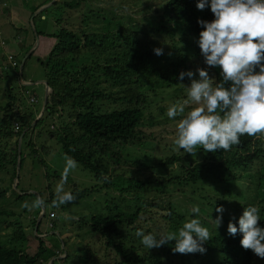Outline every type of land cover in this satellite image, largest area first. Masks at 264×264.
<instances>
[{
	"label": "trees",
	"instance_id": "obj_1",
	"mask_svg": "<svg viewBox=\"0 0 264 264\" xmlns=\"http://www.w3.org/2000/svg\"><path fill=\"white\" fill-rule=\"evenodd\" d=\"M58 1L72 12H81L76 14L78 21L72 26L64 25L63 18H58L56 20L59 27L55 32H39L40 35L55 37L57 40L48 58L40 59L46 67L47 81L53 89L44 114L33 125L39 110L28 105L22 109L20 105H16L10 88L6 89L8 99L0 104V145H10L4 150L0 149V173L7 178L8 184L6 187L0 185V204L16 181L18 155L21 154L22 168L24 148H30L29 155L25 156L30 157V160L32 155L37 154L34 135L44 122L43 119L48 117L53 119L51 134L57 136L64 155L74 158L78 165H83L93 173L97 185L92 191L101 187L114 190V186L110 187L114 177L130 175L120 182L118 190L127 199L130 196V202L133 199L144 202L131 212L128 204L121 201L112 203V199H109L107 207L110 209L114 205L118 212L111 210L104 213L107 216L94 215L92 230L107 238L108 248L115 251L116 255L104 259V255L98 256L86 244H80L75 251L78 255L76 264H170L174 256L179 254L172 251L175 241L169 242L171 247L163 246L161 252V247L149 250L141 243L142 238L135 233L139 229L159 238L161 233L178 231L189 220L186 211L181 210L170 199L176 189H181L190 196L211 185H215L223 193L237 192L238 199L244 204H257L264 218V137L259 135L241 136L240 143L230 151L220 150L216 154L204 152L202 147H198L197 153L192 156L174 146L170 152L154 153L151 163L139 159L128 168H119L117 165L123 166L130 162L123 154L129 145L151 144L155 150L158 143L154 142L161 141L162 138L151 129L153 125H166L169 129L177 126L182 117L169 119L166 113L169 106L188 99L187 87H190L191 80L185 76L181 81V72L191 70L196 73L199 66L209 72L214 84L222 82L221 70L206 65L198 46L199 33L203 30L198 21H212L215 18L210 7L199 10L198 0H168L162 6L161 20L152 24L153 29L143 28L134 32L127 31L123 26L122 30L115 32L117 27L102 18L99 0ZM86 4L93 7L85 11L83 5L89 7ZM10 10L9 3L0 0V12L11 13ZM166 33L172 39L173 49L159 56L152 55V47L146 40L155 43L158 36L150 39L153 34ZM177 33L181 36L177 37ZM15 72L13 69L12 75L17 77L18 73ZM194 78L199 79V74L196 73ZM174 86L185 93L165 105L160 102L151 106L145 89L158 90ZM106 100L109 103L107 108L104 107ZM192 107L194 105H187L185 114ZM16 124L19 125L17 130ZM200 153L204 157L201 161ZM192 158L195 159L193 165ZM180 168L185 173L177 172ZM222 200L219 199L216 204H220ZM150 205L159 209L155 214H162V218L166 220L168 217L172 221L176 220V224L159 227L153 214L152 227L145 230L142 220L149 215L142 209L144 206L151 209ZM105 211L107 209L104 207L102 212ZM6 212L0 211V216L7 214ZM40 212L39 209L35 218L31 219L34 228ZM131 220L136 221L135 227H126ZM206 222L209 224V221ZM16 228L15 232L19 234H15L13 239L19 242L5 240L3 243H8V246L0 244V264H48L52 256L56 255L50 252L51 249L48 251L42 237L39 238L38 251L31 255L27 248L25 228ZM66 234L70 237V231ZM242 238L240 233L235 236L215 235L206 242L205 248H208L209 243L216 252L225 255L212 264L255 263V254L241 246ZM101 248L102 246L98 247ZM59 253L63 262L70 259V254L62 256ZM203 256L204 254H196L195 258L201 259ZM184 258L191 260L186 255Z\"/></svg>",
	"mask_w": 264,
	"mask_h": 264
},
{
	"label": "rangeland",
	"instance_id": "obj_2",
	"mask_svg": "<svg viewBox=\"0 0 264 264\" xmlns=\"http://www.w3.org/2000/svg\"><path fill=\"white\" fill-rule=\"evenodd\" d=\"M10 5L12 14L7 11L6 14L1 15L0 13V41L4 40L6 42L5 47H0V104L6 102L7 93L6 89L10 88L16 105H20V108L25 109V106H32L34 109L42 111L44 100L46 97L45 84L42 82L47 79L46 77V67L42 64L40 59H44L46 56L53 51L56 40L54 38L40 36L39 42L33 53L29 55L32 49L36 45V36L34 33L33 24L38 30L44 32H54L58 29L57 20L58 18H63L64 25L72 26L78 21L76 14L81 11L76 10L72 12L65 7L60 1L55 2V0H4ZM48 1L46 10L42 11L43 15L38 14L37 10H34L40 3ZM168 0H99L101 4L102 18L106 22H111L113 27H117L118 21H123L125 23L124 29L127 31H141L143 28L153 29L152 24L155 21L159 22L161 20L160 14H154L152 10V5H148L146 12H151L148 16L141 21L144 15L143 8H147L143 5L144 2L153 3L154 6L157 4L159 6L167 3ZM46 5V4H45ZM89 7L83 5L85 11H89L93 7L91 4ZM23 8L29 11V15L26 18L22 17ZM34 13V15H32ZM136 16L137 24L131 26L132 17ZM28 20V21H27ZM141 21V22H140ZM30 25V28L26 29V25ZM100 28V27H99ZM156 37L155 43L146 40L152 47V55L157 56L154 52L156 48H162L163 53L173 49L172 39L166 34L155 35L150 38ZM181 34H177L180 37ZM145 41V40H144ZM7 52H12L16 55L17 60L21 63L25 60V66L23 69V79L27 81H33L37 83L31 86H24L21 82L19 75H12L13 68L8 67L6 55ZM200 67L197 66V69ZM20 68H18L19 70ZM9 75H12L9 77ZM29 89L35 95L37 102L31 103L30 96L26 94L25 89ZM158 89V88H157ZM145 93L148 94L151 106L156 103L165 105L173 101L175 98L183 95L184 90L176 88V86L171 88L163 87L158 90L152 88L145 89ZM189 105H193L189 102ZM109 106L108 101L104 102V107ZM195 107V105H194ZM41 113V112H40ZM38 116H42L41 114ZM44 122L38 127L34 135V143L38 147L37 154L30 157H25L29 155L30 148H24V162L20 173L17 178L18 187L15 188L14 184L9 190L8 194L2 198L0 204V211L6 210L7 214L4 213L0 216V244L8 246V243H3L8 240L12 243H17L13 239L14 235L18 232L16 226H23L27 234V248L31 255H34L38 251L40 245L39 238L42 236L45 241L46 246L51 249V253H55L48 263L49 264H76L78 255L75 254L77 247L80 244H86L92 249L98 256H103L106 259L109 256L116 255V252L107 246V238L100 232L93 231V216L101 215L107 216L104 213L109 211H116L114 205L109 209L108 200L112 199L115 203L120 201L124 204L129 205V209L132 212L137 207H140L141 200H132L128 196V199L122 195L118 190L120 182L127 179L130 175H117L114 177L112 185L110 187H115L113 189H107L106 187H101L98 190L92 191L97 185L93 173L85 168L83 165H78V167L71 172L68 177L67 183L64 188L65 191H70L76 196V200L72 203L62 205L63 208H55L51 206L50 201H53L55 196V188L61 180V173L65 166V155L62 151V145L55 136L51 134V128L53 119L45 117ZM57 122H55L56 124ZM155 131V134L162 138L161 141L154 142L158 143L155 150L153 145L145 144L143 146H127L123 152L126 159L130 162L128 164H117L120 167L128 168V166L139 159H145L148 163H151V158L154 153L161 152L166 153L172 151L171 148L174 147V139L176 138V126H172L169 129L166 125H153L151 128ZM159 143L161 146H159ZM0 149L8 148L10 145L5 143L0 145ZM44 149V150H43ZM204 157L199 155V160H203ZM195 159L192 158L191 165H193ZM129 170H132L129 167ZM12 172V171H10ZM177 172L185 173V171L180 168ZM9 173V172H7ZM6 177L3 173H0V185L6 187ZM128 181H130L128 179ZM107 187L108 184H106ZM14 191V192H13ZM25 191L26 193H23ZM93 192V193H92ZM237 194V192L235 193ZM37 196L42 197L47 205L45 209V215L42 217L39 231L36 229L37 221L35 223V228L32 225L31 219L35 218V215L39 209H33L29 211L22 205L24 202L31 203L36 199ZM191 197V198H190ZM17 199V200H16ZM171 200L175 201L177 206H180L181 210H185L186 215H191V219L194 213L191 209L194 206H199L200 214L198 218L209 221L208 225H204L209 228L211 232V237L215 235L225 236L228 229L229 222L239 221L240 216L243 214L245 208L241 207L238 198L230 197L229 194L217 193L214 186H207L203 189L195 191L194 194H184L181 189H176L173 192ZM219 199H223L220 204H216ZM223 206L226 211L223 213L222 224L219 228H216L214 220L220 216V213L216 211V208ZM105 209L107 211L102 212ZM109 209V210H108ZM150 210L151 214H154L156 224L159 227H167L168 222L166 219L162 218V214H155L156 208L146 209L143 207L142 211ZM206 210V212H204ZM55 211L57 216L55 218H50L49 213ZM118 212V211H116ZM42 212H40L41 214ZM215 213V214H214ZM214 214L213 216H210ZM261 220L264 218L261 216ZM40 217V216H39ZM169 219V217L167 218ZM139 220V219H137ZM171 224H176L177 221L170 220ZM180 222V218L178 219ZM50 223L53 226H50ZM136 221L131 220L126 225V227H135ZM29 226V228H28ZM145 227L150 228L152 225H146ZM70 231V237L67 236V232ZM42 233V234H41ZM19 234V233H18ZM102 246L101 249H98ZM174 247V245H172ZM171 247V246H170ZM106 249H111L105 251ZM163 250V246L160 248V252ZM63 251V252H61ZM60 252V253H59ZM59 254H70V259L63 262L61 255ZM90 254V253H89ZM173 254V253H171ZM195 254H178L174 256L173 261L170 264H212L221 260L225 255L218 253L214 250L213 245L209 244L206 252L203 253L204 256L201 259H196ZM184 255L190 257L191 260H186ZM119 258L120 256L117 255ZM92 259V255L90 254ZM55 259L53 262L52 260ZM109 260V259H107ZM73 262V263H72ZM82 264V263H80ZM256 264H264V259L256 256Z\"/></svg>",
	"mask_w": 264,
	"mask_h": 264
},
{
	"label": "clouds",
	"instance_id": "obj_3",
	"mask_svg": "<svg viewBox=\"0 0 264 264\" xmlns=\"http://www.w3.org/2000/svg\"><path fill=\"white\" fill-rule=\"evenodd\" d=\"M57 1L55 0V2ZM47 3L48 1L40 3L34 9H38L37 13L43 15L44 18H46V15L42 11L49 6ZM143 5H146L147 8H143L145 12L141 21L149 17L148 15L151 13L146 12L149 8L148 5H152L154 14L159 13L161 15L162 13L163 5L159 6L156 4L154 6L150 2H144ZM207 7H210L215 18L212 21H198L203 28L199 33L198 46L206 65L217 67L221 70L222 82L214 84V79L210 77L209 72L204 68L196 70V73L199 74V79L194 78L196 73L191 70L181 72L179 77L181 81L184 80L185 76L191 80L190 87H187L188 99L183 103L169 106L166 113L169 119H175L177 116L182 117L176 126V138L173 143L177 149L183 150L192 156L197 153L198 147H202L204 152L230 151L234 145L240 143L241 136L257 137L259 135L264 137V0H198L197 8L199 10H204ZM23 10L26 9L23 8ZM136 16L135 14L132 17L131 22L134 26L137 24ZM123 26L125 27V23L118 21L117 28L114 31L122 30ZM25 28H30V25L27 24ZM33 28L37 41L28 56L33 53L40 36H46L40 35L39 32L44 31L38 30L34 24ZM44 33L51 34V32ZM46 37L56 40L55 37ZM1 46H6L4 40L0 41ZM154 52L159 56L163 54V49L156 48ZM5 57L8 67L13 68L16 71L15 73H18L24 86L37 84L31 80L23 79L26 59L20 64L16 55L12 52H7ZM47 58L48 56L43 60ZM18 68L20 69L18 70ZM42 82L46 86L47 95L52 87H50L47 79ZM25 90L26 94L30 96V102L36 103L37 99L32 91L28 88ZM32 98L35 101H32ZM189 102L195 107H192L185 114V107L189 105ZM38 117L37 115L35 120H38ZM15 128L17 130L19 125L16 124ZM22 137L19 148L21 147ZM19 156L21 162V154L18 155V159ZM77 167L78 162L66 155L61 180L55 188L56 198L50 201L52 207L60 208L62 205L76 200V196L70 191H65L64 186L71 172ZM17 178L15 183L18 181ZM213 186L217 193L227 194L218 191L216 186ZM229 196L239 198L238 194H229ZM237 200L245 210L239 221L229 222L226 234L227 236L242 234L243 238L240 244L245 250H251L255 254V263L253 262V264H256V256L264 259V220H261L260 217L261 209L257 207V204H244L242 200ZM22 206L29 211L40 209L44 215L47 207L45 200L40 196H37L31 203L24 202ZM149 208L156 207L150 205ZM146 211L149 216L142 220L144 226L151 225L153 219V214H151L150 210ZM156 211H159V209L156 208ZM216 211L220 213V216L214 220V223L216 228H219L226 209L223 206H219ZM51 212L55 213L54 216H50ZM51 212L49 213L50 218H55L57 216L56 212ZM191 212L196 215L191 219V215L188 214L189 220L185 221L178 231L161 233L159 238H157L156 235L150 232L145 234L147 231L144 233L143 230L138 229L135 235L142 238L141 243L149 250L160 248L161 246L170 247L171 244L169 242L175 241V246L172 249L174 253L203 254L207 249L204 244L212 238L211 232L209 228L204 226L208 225L206 220H203V225L202 219L197 218L200 214L199 206H194ZM261 216L263 217V213ZM167 222L168 226H172L169 219H167ZM50 226L52 227L53 224L50 223ZM147 229L145 227V230ZM207 246H209V243ZM62 256H65V254Z\"/></svg>",
	"mask_w": 264,
	"mask_h": 264
},
{
	"label": "water",
	"instance_id": "obj_4",
	"mask_svg": "<svg viewBox=\"0 0 264 264\" xmlns=\"http://www.w3.org/2000/svg\"><path fill=\"white\" fill-rule=\"evenodd\" d=\"M41 9H42V8H41ZM47 85H48V83H47ZM48 86H49V85H48ZM51 93H52V89L50 90L49 93H47V95H46V97H45L44 107H43V109H42V111H41V113H40L41 115H43V113H44V111H45V108H46V106H47V103H48V101H49V99H50V97H51ZM40 117H41V116H39L38 119H39ZM36 123H37V120L34 121V125H35ZM23 134H24V133H23ZM19 146H20V143H19ZM19 152H20V148H19ZM20 166H21V162H20V156H19V159H18V162H17V177H18L19 172H20ZM16 184H17V182L14 184L15 188H16ZM43 215H44V213H41L40 217L38 218L36 229H38V227H39V223H40V221H41Z\"/></svg>",
	"mask_w": 264,
	"mask_h": 264
},
{
	"label": "crops",
	"instance_id": "obj_5",
	"mask_svg": "<svg viewBox=\"0 0 264 264\" xmlns=\"http://www.w3.org/2000/svg\"><path fill=\"white\" fill-rule=\"evenodd\" d=\"M29 15V11H27V10H23V15H22V17H24V18H26V16H28ZM45 89H46V86H45ZM40 236H42V235H40ZM49 264V263H48Z\"/></svg>",
	"mask_w": 264,
	"mask_h": 264
},
{
	"label": "built area",
	"instance_id": "obj_6",
	"mask_svg": "<svg viewBox=\"0 0 264 264\" xmlns=\"http://www.w3.org/2000/svg\"><path fill=\"white\" fill-rule=\"evenodd\" d=\"M32 101H35V99L32 98ZM54 214H55L54 212H51V213H50V216H54Z\"/></svg>",
	"mask_w": 264,
	"mask_h": 264
}]
</instances>
